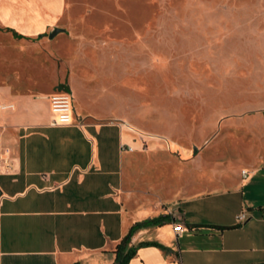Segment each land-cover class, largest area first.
Segmentation results:
<instances>
[{"label":"crops","instance_id":"1","mask_svg":"<svg viewBox=\"0 0 264 264\" xmlns=\"http://www.w3.org/2000/svg\"><path fill=\"white\" fill-rule=\"evenodd\" d=\"M66 11V0H0V264H113L130 227L164 213L172 220L133 231L127 264H263L264 172L256 163L232 164L204 184L186 175L187 164L200 166L195 147L177 157L183 168L164 196L152 185L140 190L138 176L128 185L120 144L123 127L136 125L121 114L101 123L86 111L73 113L72 123H50L48 95L79 88L73 68L50 83L65 89L24 86L27 59L10 49L57 57L51 40L59 33L78 43L60 23ZM54 26L65 31L49 37ZM39 68L59 70L57 63ZM241 211L246 218L238 221ZM174 222L183 228L175 231ZM145 241L160 244L139 245Z\"/></svg>","mask_w":264,"mask_h":264},{"label":"rangeland","instance_id":"2","mask_svg":"<svg viewBox=\"0 0 264 264\" xmlns=\"http://www.w3.org/2000/svg\"><path fill=\"white\" fill-rule=\"evenodd\" d=\"M66 1L60 23L79 44L65 32L51 40L57 57L11 55L27 59L22 85L31 88H67L50 83L72 67L75 115L136 125L123 127L129 186L138 176L140 190L165 196L183 168L177 157L195 147L200 166L187 164L188 179L209 184L246 162L264 172V0Z\"/></svg>","mask_w":264,"mask_h":264},{"label":"built area","instance_id":"3","mask_svg":"<svg viewBox=\"0 0 264 264\" xmlns=\"http://www.w3.org/2000/svg\"><path fill=\"white\" fill-rule=\"evenodd\" d=\"M49 108L52 113L50 123L57 124H69L74 119L73 97L67 90L54 91L48 95ZM5 104L0 102V108ZM119 124H123L120 122ZM132 128L131 126H129ZM121 149H131V146H126L124 143L120 144ZM243 176L247 175V170H242ZM238 221H242L246 218L244 211L239 212L236 215ZM173 228L175 231H180L183 227L180 222H174ZM264 264V263H263Z\"/></svg>","mask_w":264,"mask_h":264},{"label":"trees","instance_id":"4","mask_svg":"<svg viewBox=\"0 0 264 264\" xmlns=\"http://www.w3.org/2000/svg\"><path fill=\"white\" fill-rule=\"evenodd\" d=\"M59 86H63V84H60ZM172 217L167 214H159L157 216H154L152 218H147L142 221L135 222L130 229L128 230L127 234L122 238V240L116 245L115 248V259L113 264H127L128 260L130 257L134 254L135 252V247L128 246L127 247V242L129 241L131 234L133 231L139 227L146 226V225H151V224H161L166 221H171ZM142 244H155L159 245L157 241H145L139 243V245Z\"/></svg>","mask_w":264,"mask_h":264},{"label":"water","instance_id":"5","mask_svg":"<svg viewBox=\"0 0 264 264\" xmlns=\"http://www.w3.org/2000/svg\"><path fill=\"white\" fill-rule=\"evenodd\" d=\"M59 31H65V28L61 26H54L53 29L49 32L48 36L52 37ZM0 193H1V189H0Z\"/></svg>","mask_w":264,"mask_h":264}]
</instances>
